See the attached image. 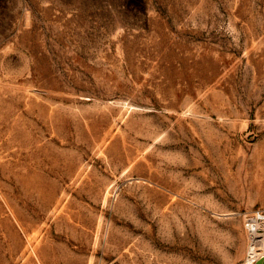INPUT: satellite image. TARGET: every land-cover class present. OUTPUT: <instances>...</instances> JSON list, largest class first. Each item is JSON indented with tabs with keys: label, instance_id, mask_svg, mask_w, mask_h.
<instances>
[{
	"label": "rangeland",
	"instance_id": "374dc122",
	"mask_svg": "<svg viewBox=\"0 0 264 264\" xmlns=\"http://www.w3.org/2000/svg\"><path fill=\"white\" fill-rule=\"evenodd\" d=\"M261 207L264 0H0V264H254Z\"/></svg>",
	"mask_w": 264,
	"mask_h": 264
},
{
	"label": "built area",
	"instance_id": "2783aa9c",
	"mask_svg": "<svg viewBox=\"0 0 264 264\" xmlns=\"http://www.w3.org/2000/svg\"><path fill=\"white\" fill-rule=\"evenodd\" d=\"M248 234V258L258 260L264 258V207L251 211L244 220Z\"/></svg>",
	"mask_w": 264,
	"mask_h": 264
},
{
	"label": "water",
	"instance_id": "95a60500",
	"mask_svg": "<svg viewBox=\"0 0 264 264\" xmlns=\"http://www.w3.org/2000/svg\"><path fill=\"white\" fill-rule=\"evenodd\" d=\"M258 263H259V264H264V258L259 259V260H258Z\"/></svg>",
	"mask_w": 264,
	"mask_h": 264
},
{
	"label": "bare ground",
	"instance_id": "6f19581e",
	"mask_svg": "<svg viewBox=\"0 0 264 264\" xmlns=\"http://www.w3.org/2000/svg\"><path fill=\"white\" fill-rule=\"evenodd\" d=\"M262 255H264V253H262ZM260 259H261V258H260ZM250 261H251L252 263H254V264L257 262V261H255V260H251V259H250Z\"/></svg>",
	"mask_w": 264,
	"mask_h": 264
}]
</instances>
